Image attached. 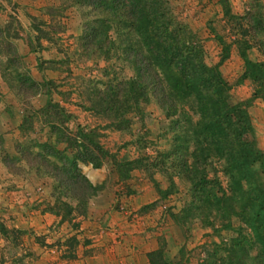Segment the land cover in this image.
Listing matches in <instances>:
<instances>
[{
  "label": "rangeland",
  "instance_id": "obj_1",
  "mask_svg": "<svg viewBox=\"0 0 264 264\" xmlns=\"http://www.w3.org/2000/svg\"><path fill=\"white\" fill-rule=\"evenodd\" d=\"M254 3L264 18V0ZM165 4L171 22L187 27L201 45L208 66L216 65L222 47L228 46V57L218 66L220 77L229 87L227 106L239 108L241 104L250 127L247 141L264 152V102L252 98L250 80L241 78L243 61L235 44L239 38L236 23L245 10V0H226L228 16L224 15L221 0H165ZM81 24L73 0H0V264H32L54 246L55 253L50 255H60L57 239L46 244L43 237L34 238L38 246L33 248L28 242L33 227L46 220L74 230L87 215L89 201L94 197L86 201L85 214H80L63 185L42 169L27 164L15 151L19 148L34 152V144L47 138V126L34 115L46 99L44 93L26 100L11 89L24 80L35 82L39 89L51 85L60 92H52L51 98L71 114L72 118L65 123L69 131H75L77 126L96 130V141L106 156L101 158L98 168H92L88 162H78L77 168L87 180L95 177L100 181L92 184L91 179L88 180L98 192L112 186L117 196L124 194L125 204L116 201L113 205L118 214L126 213L136 221L147 217L146 232L152 237L153 248L146 253V259L155 250L160 254L158 261L154 259L157 264L163 261L197 264L203 260H208V264H239L242 249L249 258L254 257L258 246L238 217H216L204 225L187 217L183 226L172 220L184 205H191L189 188L174 175L173 160L169 156L175 152L176 132L171 123L174 117H165L149 99L139 105L136 113L125 115V128L119 129L103 115L87 110L96 103L91 97L94 88L102 89L106 83L133 78L134 72L119 49L109 52L106 60L96 55L82 57L90 52L78 48ZM110 38L117 44L113 32ZM258 39L263 38L259 35ZM247 58L261 60L256 49L248 51ZM26 117L31 118V124L21 131V122ZM178 119L179 123L183 122L181 117ZM188 120L194 124L196 116ZM186 128L189 135L191 129ZM198 145V140L190 139L188 154ZM135 159L138 162H132ZM114 161L128 164L117 174L112 165ZM137 165L141 168L130 169ZM148 165H151L149 171H153L154 182L142 172V167ZM167 173L176 190L161 198L157 191L167 190ZM215 179L223 191L226 176L218 172ZM212 192L216 193V187ZM128 197L138 199V208L131 214L127 212L130 210ZM14 230L24 233L15 239ZM239 238L245 239L241 246ZM75 241V237L70 236L63 246L74 249ZM67 251L68 248L62 250L69 255Z\"/></svg>",
  "mask_w": 264,
  "mask_h": 264
},
{
  "label": "trees",
  "instance_id": "obj_2",
  "mask_svg": "<svg viewBox=\"0 0 264 264\" xmlns=\"http://www.w3.org/2000/svg\"><path fill=\"white\" fill-rule=\"evenodd\" d=\"M254 1L245 0V10L236 23L239 38L235 44L243 61L241 78L250 80L252 98L264 102V18ZM221 4L224 15L228 16L226 0H221ZM73 5L82 23L78 48L90 52L79 56L96 55L106 60L109 52L119 49L134 72L133 78L106 83L102 89L94 88L91 97L96 103L87 110L103 115L119 129L125 128L123 117L136 113L139 105L149 99L165 117H174L171 123L176 132L175 152L169 156L174 175L189 188L191 205H184L172 220L183 226L187 217L199 220L202 225L216 217H238L258 246L252 258L242 249L239 264L250 261L264 264V152L247 141L250 127L241 104L239 108L227 106L229 87L220 77L218 66L228 57V46L222 47L218 63L208 66L201 45L188 28L171 22L165 0H73ZM110 32L115 34L117 44L111 41ZM259 35L263 39H258ZM252 49H256L260 61L247 58V52ZM38 87L35 82L24 80L11 89L26 100L44 93L46 99L34 115L47 126V138L34 144V152L19 148L15 151L27 164L42 169L63 185L68 197L74 200L75 209L85 214L86 201L95 196L98 188L80 174L77 164L88 162L92 168H98L106 152L96 141L95 129L77 126L71 132L66 128L65 123L72 116L51 98L52 92L60 94L54 86ZM192 115L196 116L194 124L188 120ZM30 124L31 118H24L21 131ZM186 127L191 129L189 135ZM189 138L198 140L199 145L188 154ZM205 140L209 141L205 143ZM127 164L114 161L112 165L118 174ZM150 166L142 167V172L154 182ZM140 168L137 165L130 169ZM218 172L227 178L223 191L215 179ZM170 176L166 174L167 190L157 191L161 198L176 190ZM12 233L17 239L24 232ZM242 240L245 239L239 238V246ZM155 251L148 254V264H157L154 259L160 254ZM197 264H208V260Z\"/></svg>",
  "mask_w": 264,
  "mask_h": 264
},
{
  "label": "crops",
  "instance_id": "obj_3",
  "mask_svg": "<svg viewBox=\"0 0 264 264\" xmlns=\"http://www.w3.org/2000/svg\"><path fill=\"white\" fill-rule=\"evenodd\" d=\"M89 179L92 184L100 183L95 177ZM136 199L131 197L127 199L129 214L138 208ZM116 201L125 204L126 199L124 194L116 195L115 187L111 186L97 192L89 201L87 215L74 230L69 227L66 230L67 227L64 225L49 223L46 220L40 222L42 223L40 225L39 223L35 225L28 242L36 249L38 245L34 238L43 237L46 244L57 239L60 255H50L55 253V246L52 244L54 247H49L48 252H43L44 254L35 258L32 264H148L146 253L153 247L150 242L152 237L146 232L147 217H142V221H136L128 218L130 215L126 213L118 214L113 210ZM70 236H74L76 240L75 248L71 250L70 247L63 246L65 239ZM66 248L69 255L62 252Z\"/></svg>",
  "mask_w": 264,
  "mask_h": 264
}]
</instances>
